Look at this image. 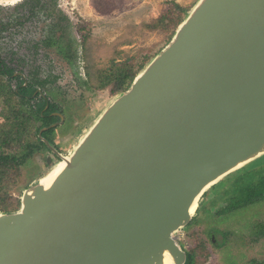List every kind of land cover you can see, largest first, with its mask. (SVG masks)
Returning a JSON list of instances; mask_svg holds the SVG:
<instances>
[{
  "label": "water",
  "instance_id": "water-1",
  "mask_svg": "<svg viewBox=\"0 0 264 264\" xmlns=\"http://www.w3.org/2000/svg\"><path fill=\"white\" fill-rule=\"evenodd\" d=\"M64 168L0 213V264H186L176 236L264 156V0H199Z\"/></svg>",
  "mask_w": 264,
  "mask_h": 264
},
{
  "label": "rangeland",
  "instance_id": "rangeland-1",
  "mask_svg": "<svg viewBox=\"0 0 264 264\" xmlns=\"http://www.w3.org/2000/svg\"><path fill=\"white\" fill-rule=\"evenodd\" d=\"M198 1L44 0V6L32 13L28 7L21 6L24 0H0V54L4 63L23 73L29 80H34L31 78L33 74H36L34 78L38 80L46 76L53 78L52 83L45 89L55 103L69 111L70 115H66L67 124L57 127L52 135L59 146L54 144L58 152L69 157L106 107L130 88L132 83L126 90L113 93L111 90L118 80L114 75L113 82L106 84L110 69L126 66L128 62L131 65L136 59L149 54L145 68L171 42L177 29ZM170 3L183 9L186 16L169 39L167 31L160 27L153 29L151 25L169 10ZM6 86L11 96L7 80L0 76V87L4 89ZM81 89L84 91L81 100L87 104H91L90 101L93 100L92 103L96 106L91 108V112L86 111L90 115H81V109L70 107L72 101L80 97L78 94ZM17 101L15 96L10 97L11 105L17 104L26 113L28 108L24 103L19 105ZM6 106L5 97L0 95V115H4ZM32 116L39 126L41 122L38 117ZM40 150L25 170L23 182L27 181L25 175L28 174L36 177L31 185L37 183L57 163L62 162L57 156L53 158L44 149ZM46 156L51 157L50 163L46 161ZM249 169L257 171L253 172L254 178L246 180L247 186L258 176L260 178L262 172L264 174V157L253 163ZM224 205L214 208V213ZM234 223L238 224L234 225V235L239 244L242 241L251 243L253 237L252 251H245L250 255L248 260L264 261V238L260 242H254L255 235H264V203L249 205L239 210L233 219H220L218 223H214V227L211 224L209 228L228 232ZM250 229L253 230L251 234ZM193 230L195 229L188 230L187 227L177 234L176 238L183 250L185 245L188 247V234ZM190 244L195 245L192 242ZM205 264H218V261L216 257H212Z\"/></svg>",
  "mask_w": 264,
  "mask_h": 264
},
{
  "label": "flooded vegetation",
  "instance_id": "flooded-vegetation-1",
  "mask_svg": "<svg viewBox=\"0 0 264 264\" xmlns=\"http://www.w3.org/2000/svg\"><path fill=\"white\" fill-rule=\"evenodd\" d=\"M68 61L71 63L70 60ZM35 75L36 74H33V76H31L34 80H29L20 71L6 65L0 54V76H3L7 80L12 92L11 96L13 95L18 99L19 102L17 101V103L19 105H22V103L25 104L28 108L26 112L28 115H36L38 117L41 122L39 132L42 129L49 128L43 132V134L46 133V136L43 138L52 144H56L52 137L53 132L57 127L67 124L66 115L70 114L69 111L62 108L59 103H55L53 100L54 98L51 99L50 93L45 89V87L52 83L51 81H53V78L46 76L44 79L38 80V78H34ZM79 92L78 96L80 97L72 101L70 107L75 106L76 110L81 109V115H90L88 112H91V108L96 106L92 103L93 100L92 102L90 101L91 104H87L81 100L84 91L81 89ZM86 111L88 112L86 113ZM77 112L80 113L79 111H76V113ZM56 145V147H59L58 144ZM42 148L49 156L52 155L53 158L56 157L55 154L50 152L48 147L46 148L45 146L44 148L42 146ZM50 160L51 157L48 158L46 156V161H48V163H50ZM219 183L217 185H219ZM217 185L208 191L200 200L196 208V214L188 225V230L190 228H194L195 230L188 234V238L190 239L188 247L184 244V251L187 255L186 264H205L206 261H209L212 257H216L218 264H264V261L259 259L248 260L250 255L246 254L245 251H252L253 237L251 243L242 241V243L239 244L237 237L234 235V225L238 224H230L231 227L228 232L221 229L209 228L211 224H213L214 227L216 221L218 223L220 219L223 220L224 218H229L231 220V218L233 219L234 216L237 215L239 210L245 209L249 205L259 204L261 202L264 203V200L259 201L261 198L258 196H253L250 200H246L245 196L244 198H238L235 193L230 191L232 187L231 183L227 186L215 188ZM209 196L211 197L209 198ZM220 204L225 205L220 207L218 212L214 213L213 209L217 208ZM251 227L254 228L253 225ZM252 232L253 230L250 229L249 233L251 234ZM220 234L222 235L219 237L218 235ZM196 235L198 237H196ZM256 236L257 235L254 237V242H260V240L264 238V235ZM191 242L195 245H191Z\"/></svg>",
  "mask_w": 264,
  "mask_h": 264
},
{
  "label": "trees",
  "instance_id": "trees-1",
  "mask_svg": "<svg viewBox=\"0 0 264 264\" xmlns=\"http://www.w3.org/2000/svg\"><path fill=\"white\" fill-rule=\"evenodd\" d=\"M169 10L159 17L158 21L151 25V28L167 31L169 39L172 37L176 27L182 22L186 16V12L178 5L170 3ZM24 8H29L30 12L44 6V0H24L21 4ZM149 56V54H147ZM147 55H143L135 60L131 65L128 62L126 66H115L110 69L109 78L106 84L113 82V76L116 75L118 83L113 86L112 92L118 94L126 90L133 82L137 73L144 68ZM112 75V76H111ZM8 87L4 89L0 87V95L5 97L6 108L4 115H0V212H12L20 207V196L24 189H27L36 177L25 175L26 182H23V176L28 165L31 164L34 155L45 148V143L39 137L40 125H36V121L32 115L24 113L16 105H11ZM46 133L43 134V137ZM45 145V146H44ZM47 148V146H46ZM40 150V151H39ZM262 156L259 159H262ZM257 159L256 161H258ZM227 176L217 187H223L231 183L230 191L235 193L238 198L250 200L253 196L264 200V174L261 173L260 178L253 180L247 186L246 180L254 178L255 175L249 169L253 163ZM261 170V169H259ZM51 171V170H50ZM49 171V172H50ZM244 199V200H245ZM262 203V202H261Z\"/></svg>",
  "mask_w": 264,
  "mask_h": 264
},
{
  "label": "bare ground",
  "instance_id": "bare-ground-1",
  "mask_svg": "<svg viewBox=\"0 0 264 264\" xmlns=\"http://www.w3.org/2000/svg\"><path fill=\"white\" fill-rule=\"evenodd\" d=\"M9 1V0H8ZM65 166V162L62 161L60 163H57L52 169L51 171L44 177L42 178V182L45 183L46 185H50V183H52V181L55 179V177L60 173V171L64 168ZM197 204L192 208V212L196 214V208H197ZM167 264H170V261H168Z\"/></svg>",
  "mask_w": 264,
  "mask_h": 264
}]
</instances>
